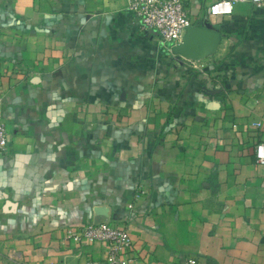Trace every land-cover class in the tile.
<instances>
[{
  "label": "crops",
  "instance_id": "0c3cea01",
  "mask_svg": "<svg viewBox=\"0 0 264 264\" xmlns=\"http://www.w3.org/2000/svg\"><path fill=\"white\" fill-rule=\"evenodd\" d=\"M216 1L186 3L222 35L190 60L127 0H0V264L102 259L66 235L108 219L131 264H264V5L207 16Z\"/></svg>",
  "mask_w": 264,
  "mask_h": 264
},
{
  "label": "built area",
  "instance_id": "2783aa9c",
  "mask_svg": "<svg viewBox=\"0 0 264 264\" xmlns=\"http://www.w3.org/2000/svg\"><path fill=\"white\" fill-rule=\"evenodd\" d=\"M188 0H127V8L140 24L142 31L158 35L169 51L182 42L187 28L192 25L186 7ZM250 2L260 8L264 0H217L207 10L209 15H230L237 3ZM258 125V123H256ZM10 145V133L7 122L0 111V154L7 152ZM255 160L264 165V141L255 145ZM145 193L138 189L134 200L128 207L135 210V203ZM68 238L74 240L87 239L101 242L106 246V255L99 260H89L86 264H131V253L134 240L131 227L127 222L117 220L92 221L67 230ZM189 263L195 264V259Z\"/></svg>",
  "mask_w": 264,
  "mask_h": 264
},
{
  "label": "water",
  "instance_id": "95a60500",
  "mask_svg": "<svg viewBox=\"0 0 264 264\" xmlns=\"http://www.w3.org/2000/svg\"><path fill=\"white\" fill-rule=\"evenodd\" d=\"M221 40L219 31L201 25H190L182 42L173 47V53L190 60H202L217 53Z\"/></svg>",
  "mask_w": 264,
  "mask_h": 264
},
{
  "label": "trees",
  "instance_id": "16d2710c",
  "mask_svg": "<svg viewBox=\"0 0 264 264\" xmlns=\"http://www.w3.org/2000/svg\"><path fill=\"white\" fill-rule=\"evenodd\" d=\"M208 264H219V263L212 258H208Z\"/></svg>",
  "mask_w": 264,
  "mask_h": 264
}]
</instances>
